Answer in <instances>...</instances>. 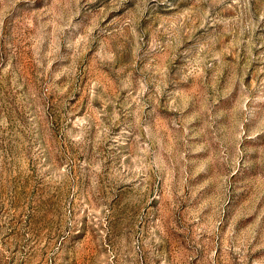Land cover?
<instances>
[{
  "label": "rangeland",
  "instance_id": "374dc122",
  "mask_svg": "<svg viewBox=\"0 0 264 264\" xmlns=\"http://www.w3.org/2000/svg\"><path fill=\"white\" fill-rule=\"evenodd\" d=\"M0 264H264V0H0Z\"/></svg>",
  "mask_w": 264,
  "mask_h": 264
}]
</instances>
